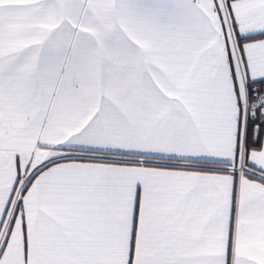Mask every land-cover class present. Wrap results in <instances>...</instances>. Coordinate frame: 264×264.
Here are the masks:
<instances>
[{"label":"snow or ice","instance_id":"obj_1","mask_svg":"<svg viewBox=\"0 0 264 264\" xmlns=\"http://www.w3.org/2000/svg\"><path fill=\"white\" fill-rule=\"evenodd\" d=\"M0 264H264V0H0Z\"/></svg>","mask_w":264,"mask_h":264}]
</instances>
